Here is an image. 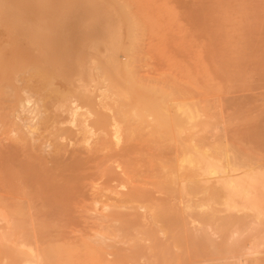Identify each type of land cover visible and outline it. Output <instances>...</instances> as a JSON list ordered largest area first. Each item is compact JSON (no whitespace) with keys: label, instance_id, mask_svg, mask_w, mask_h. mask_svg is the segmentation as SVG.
<instances>
[{"label":"rangeland","instance_id":"rangeland-1","mask_svg":"<svg viewBox=\"0 0 264 264\" xmlns=\"http://www.w3.org/2000/svg\"><path fill=\"white\" fill-rule=\"evenodd\" d=\"M32 1L35 2L30 4L31 0H0V102L3 104L0 103V105H2L0 106V124L2 125L0 126V211H3L2 214L5 216L3 218H6V220L4 219V221H0V264H27L28 258L22 245H30L32 244L31 241H35V239L37 243L35 241L33 247L36 249H44L47 252L51 250L54 252H50L51 255L54 254L57 258L60 257V254L64 253L63 259H65V261L63 260L62 264H235L232 260L237 258L240 254V250L248 246V244H250L249 246L259 244V246L261 245V250L259 249L260 251L256 255H252L247 260L246 264H264V27L261 25L256 26L251 30L252 33L250 32V35L244 34L243 36L239 31L238 26L236 33V49L234 51V57L236 58L235 66L233 68L234 79L220 84L202 82L200 84L192 83L188 85L184 82L177 83L176 86L184 91V95H172L166 101L160 102L159 104L163 105V107L161 105L160 107L164 112L153 115L147 114L148 116L145 114L139 118L140 120L132 114L124 118L127 124L123 121V125L126 129L125 131L122 129V132H129L130 136L125 134L123 137L124 133L121 134L122 137L117 136L113 127L110 126L106 131L108 133H102V129H100L97 130L98 132H96L95 135L91 136L93 138L94 136H97L96 138L92 139L89 137L86 140L84 135L81 136L83 133L79 130L80 126L78 125L77 127L76 123H74V127L75 125L77 127L76 130L74 127L72 129V125L69 127V124H72L73 122L67 114H63L62 120H64L62 123L60 122L61 125H53L54 128L50 126V130L49 128L47 129L48 131L45 130L46 133L43 130L36 131L37 133L39 132L42 134V136L41 134H38L37 136H41L42 141L45 140L44 144L41 143L40 138L37 137L38 139L36 140L34 135L28 134L29 132L27 133V131L21 127L22 119L25 116H20L19 114L17 119V116L14 115L16 106H14L15 102L13 100L14 98H12L14 92L13 81L20 77V73L22 74V78L20 77L21 79L19 78V80H22L25 77V73H23L24 67L26 68L28 66L27 68H29V66L31 67L33 64H37L53 77L56 87L58 86L60 90L73 88V83H69L70 81H68L67 78H63L61 75L57 74L61 68L54 62V59L59 57L60 53L65 51L70 53L69 56L72 57L71 59H75L79 54H82L83 49L80 47V42H78V40L81 39L76 38L74 42L69 41L68 43H60L61 45L63 44L62 46L58 41H60L61 36L66 37L65 41L70 40V36L74 34L73 30L70 31V27L73 26V22H70V20L76 11L89 13L90 11H93L96 6L102 8V6L106 5V2H109V0ZM185 1L189 7H195L194 2L198 4V0ZM250 4H248L249 7L253 8L256 6V4H253V1ZM115 7L117 8V6ZM35 9L38 12L37 14L33 12ZM61 18L69 22H66L65 26L60 30H58V27L51 28L47 24L50 22V19H53V21H59ZM115 18H118V21L115 20L113 22L112 31L116 32L121 27V24L119 23V19L121 18L119 12L115 14ZM37 20H41L42 24L40 26ZM96 20V17H88L84 22V26L89 27L92 31H96V25L94 24ZM122 27L124 28V24ZM120 31L123 33L122 29H120ZM47 36H50L49 38L55 42V45L60 47L58 48V51L55 50L56 47H52L50 44L47 45V42L49 41ZM84 36L85 33L83 34V38ZM220 37L222 38V36ZM220 37L215 35L211 39L219 41ZM169 38L170 51L168 53L175 56L177 61L179 60L173 65L174 69L177 71L178 69L179 71H183L185 69H182L183 66L185 67V64H189L190 59H188V56H191L190 58L194 59V56H192L194 53L190 50L187 51L188 53L184 52L186 49L182 45V42H184L183 34H179V36H169ZM180 39H182V41ZM198 39L200 40V38ZM99 48L100 46L97 44L89 45L84 54L88 59L93 60L94 57L92 56L94 52L99 50ZM143 51L145 52L143 54L149 58L147 50ZM23 53L25 57L26 54L31 55L33 61H30L31 63L25 62L27 58H24L23 56L21 57ZM42 55L49 58V63L44 61ZM119 57H121L120 49L117 51V60ZM152 58H155L154 55ZM187 59L189 61H187ZM152 60L154 61V59ZM152 60L150 61L147 59L145 63H152ZM191 61L194 62V60ZM191 61L190 67L192 69H197V67L198 69L200 68V64L198 65V63H196V65H194L195 62L191 64ZM23 62L27 66H25ZM182 63L184 65L180 67ZM141 64H144V62H141ZM178 64L180 66H178ZM116 67L120 74L119 65L116 64ZM162 67H166L165 63L157 60L156 68L159 69ZM17 73L18 77H16ZM179 79L181 80V76ZM190 85L197 86V89L193 86L194 89L193 87L190 88V90L192 89L191 92L189 90ZM201 85L204 89L201 88ZM216 85L218 87H216ZM210 86H213L214 90L213 87ZM182 87L185 88L183 89ZM206 88L208 90H206ZM215 88H219L216 89L217 91L220 90V88L222 91L224 90L223 92L221 90V92L219 91L220 97L218 96L219 94H217L218 92L216 93ZM11 90L12 94L10 93ZM194 91L199 92L194 93ZM4 93H6V95H11L2 98L4 97ZM65 93H67V90ZM97 93L98 91L95 89L94 94ZM183 96H191L188 98L192 99H186V97L184 98ZM177 99L180 100L178 101ZM194 99L197 103L193 101ZM153 100L155 103L158 102L155 101L156 98L152 95V101ZM176 100L178 102H176ZM187 100H190L189 103ZM130 101L132 102V99ZM168 101L170 102V105H168ZM171 101H173L174 104H171ZM174 101L183 104L184 102L185 104L187 102L186 106L191 109L196 107V119L194 117L188 120L190 117L188 116L189 118L187 119L185 113L177 110V104ZM53 103V105L48 104L49 106H46L47 112L49 111L50 113L49 117L45 116L47 112L44 113V118H53L55 120L58 111H55V105H57V103ZM52 107L54 109H52ZM175 107L176 109L174 110ZM164 108L167 109L165 110ZM4 109L6 110L4 111ZM177 111L179 114H177ZM110 113L107 114L109 122L113 123L114 120L118 121L117 118L112 117L114 116V112L112 111ZM50 114L53 115V117H51ZM59 115L60 111L58 116ZM146 116L153 121L149 120L150 122H148ZM182 116L183 118H181ZM1 117L3 121L1 120ZM68 118L70 119V123L68 122ZM94 119H96V117H91L87 122L94 123L95 126L100 127V124ZM18 120L20 122H18ZM143 121H145V123L147 122L146 124L149 126L147 127L148 129L141 127V125L144 126V123H142ZM181 121L182 123L184 122L182 125ZM130 122L132 123V127L134 126V129L131 128L129 131H126L131 126L129 125L127 127ZM135 122L137 125H135ZM200 123L201 127L199 126ZM203 123L206 125L208 123L209 125H205L203 128ZM77 124L79 123L77 122ZM159 125L161 127H159ZM124 126H122V128H125ZM138 126L141 127V129L137 132L136 130H138ZM12 127L14 128V131ZM15 127H18L19 130L17 131ZM153 127L155 129H152ZM188 128H191V130H188ZM6 129L9 132L6 131ZM55 131H57V134H61V137H63L62 139H66H64L65 142H62L64 140L61 139V141L59 139L60 137H56L54 133ZM151 131L153 132L151 133ZM157 131H161L162 133L165 131L164 134L168 137H165V139L162 140L164 138L163 135L156 136ZM191 131L195 134H191ZM20 132L23 136L19 137ZM135 132L139 137H137ZM145 132L148 133L146 134ZM106 134L107 136H105ZM134 134L136 138L132 137ZM145 134L146 137H144ZM80 136L85 140L83 138L81 139ZM113 136H116V144L112 138ZM159 136L162 137L161 141L159 140ZM24 137H26L27 140H25ZM32 137L36 142L34 139V142L31 140ZM20 138H23L22 143ZM108 138L113 140L109 139L110 141H108ZM182 138L187 144L184 143ZM98 139L100 140V143L103 144L102 148L93 151L94 153L90 152L88 147L97 144ZM140 139H142V141ZM199 140H202V142L200 143ZM84 141L90 146L87 147V144H84ZM105 141L108 144L105 143ZM70 142L72 146L70 145ZM77 142H80V145ZM177 144L180 148L179 146L176 148ZM33 145H37L39 149L42 150L43 148L41 147L44 146V150L51 149L52 152L47 150L48 152L41 153L42 150H39ZM47 145L48 147H46ZM83 145H86V147ZM116 145L118 146V149L116 148ZM135 145L137 149L139 147L142 149L144 148V150L142 151V149H138V151L135 148ZM166 146H169L171 150L168 149L171 153L174 148V152L171 155L169 150V155L166 152ZM83 147L84 149L87 148L86 151ZM105 147L106 149H104ZM65 148L67 151L66 154ZM145 148L155 151L148 150V157V155L144 154V152H146ZM178 148L179 150H177ZM119 149H121V152H119ZM180 149L181 152H179ZM218 149L221 152L223 151V154L220 153ZM61 150L63 151L62 154L60 153ZM80 150L82 152H87L88 155L80 153ZM130 150H132L131 152H135L130 153ZM159 150L161 151V154L159 153ZM224 150L228 152L224 154ZM115 152L117 155L118 153H124L127 155L123 154L124 156H117L118 159H116L117 157L113 155L116 154ZM139 152L142 153L140 154ZM175 152L177 153L175 154ZM213 152L215 153L213 154ZM102 153H104V155ZM137 153H139V155ZM156 153L157 155L159 153L160 159L158 158V161L160 162L155 160L157 159V156H155ZM76 154L80 159L85 155L84 160H80L75 156ZM130 154L135 159H132ZM152 154L156 157L155 159L150 158L154 157ZM173 154L174 157H172ZM57 155L59 157L62 155V159H59L61 160L62 165H64L63 162H66L65 167L70 165V161L73 162L71 163V168L75 165L77 166L76 160L84 162V165L82 163L78 164L84 166H80L79 170L82 171L83 168L84 171H82L83 173H78V175L75 171H71L69 169L70 167L63 170L67 171L66 173L68 174L71 172L72 177H74V174L80 176V179L82 177L83 181L79 185V190L82 192L83 188L85 193L82 192V194H80L79 190H77L73 196L71 191L70 193H68L69 190H66L67 192L65 190L63 191V185H70L67 180L71 179V175L66 174L64 171L65 175L62 176L61 174L63 173V170H55L58 169L56 168V163H60ZM176 155L178 156V159H176ZM222 155H225V157ZM226 155L230 159L228 158V160H226ZM44 156L48 159H45ZM51 156L54 158V163L53 160L51 161L52 163L49 161ZM143 156L145 157L143 158ZM179 156H181L180 159ZM219 156H222L220 160L223 159V161L219 160ZM85 157H87L86 160ZM105 157L108 158L106 159L107 161L111 159L113 167H109L111 161H108L109 164L105 159H102ZM187 158L188 160H186ZM162 159H165L162 162L163 164L161 163ZM95 161L96 163H100V161L101 163H103V161L106 162L111 177H109V179L115 180L111 182V185L114 184L113 187L120 192L122 198L128 201L125 202L123 200V207H121L124 226L122 239L119 242L111 241L104 246L102 244H97L96 240L93 239L94 230L90 228L89 219L85 213L83 214V211L80 212L83 208L82 206L85 203H88L91 197V191L88 184L92 181H97V178H99L97 170L92 169V166L96 164ZM219 163L222 165L220 166ZM115 164H117L116 167L119 165L120 168L117 167V169ZM126 166L129 167V169H123V173L122 168H125ZM182 166L183 170L181 169ZM90 167L92 168L90 169ZM134 167L136 168L134 169ZM75 168L77 169V167ZM194 168L197 169L195 170ZM138 170L142 172L139 173ZM55 171L58 175L55 174ZM61 171L62 173H60ZM168 171H172L171 174L168 173ZM94 172L96 174H94ZM130 172L134 176L130 174ZM175 172H178L179 174L177 175ZM173 173H175V175ZM222 173L227 175V179L229 180L228 183H234L232 186L227 187L223 185V182L216 181L220 175L222 176ZM141 174L142 176H139ZM67 175L69 178L66 179L65 177H67ZM86 175H88L87 179ZM126 175L129 177H126ZM131 175L132 178L130 177ZM147 175L149 177L152 175L153 179L151 177L149 178ZM183 175L184 177H182ZM146 176L148 179H144ZM62 178L66 179V181L62 180ZM166 178H169V182ZM250 178H256V182L252 183V185ZM129 180L131 182H128ZM121 181L123 186L121 183L117 184V182ZM158 182L160 185L163 183L161 188H158L160 187ZM87 185L88 188L86 189ZM130 185L133 187L132 189ZM191 186H194V188H190ZM121 187H123V191L120 190ZM162 187H165V189ZM200 189H206L207 191H202ZM87 190H89L88 193ZM164 190H168V192H165ZM65 193L66 195L68 194L67 196H69V198H66L64 195ZM59 197L61 199H59ZM62 198L64 199L62 200ZM81 199L83 203L87 199L88 202L85 201L83 204L79 201ZM127 203L131 207H129ZM257 218L259 220H257ZM145 235H148V237ZM33 238L34 240H32ZM52 240H54V242ZM55 251L58 252L55 253ZM54 256L52 255L51 257ZM69 256H71V258Z\"/></svg>","mask_w":264,"mask_h":264},{"label":"bare ground","instance_id":"bare-ground-1","mask_svg":"<svg viewBox=\"0 0 264 264\" xmlns=\"http://www.w3.org/2000/svg\"><path fill=\"white\" fill-rule=\"evenodd\" d=\"M252 1H253L254 5L256 4V6L253 8L249 7V5H248V4L252 3ZM34 2L35 1L31 0L30 4H33ZM37 3H39V2H37ZM194 4H195V7H189L185 0H109V2H106L107 6L104 5V6H102V8L99 6H96V8H94L93 11H90L89 13L88 12L83 13L81 11H76L74 16L71 17V20H70V22H73V26L70 27V31L73 30L74 34H72L70 36V40H67V41H65L66 37L61 36V39L58 42H59V44L60 43H68L69 41L74 42L76 40V38L81 39V40H78V42H80V47L83 49L82 50L83 53L79 54L75 59H71L72 57L69 56L70 53H68V51H65L63 53H60L59 57H56L54 59V62L57 65H59L61 68L57 74L61 75V77H63V78H67L68 81H70L69 83H73L74 87L71 89H66L67 93H65L66 90L65 89L60 90L58 88V86L56 87V84H55L53 77L50 74H48L46 71H44L40 66H38L37 64H33L31 67L29 66V68H27L28 66L23 62L25 64V66H27L26 68L22 67L24 69L23 73H25V77L22 80H19L20 77L22 78V76H21L22 74L20 73V77H18V73H17L16 77H18V79L16 78V80L13 81L14 82V85H13L14 86V92H13V96H12V98H14L13 100L15 102L14 106H16V111H15L14 115L17 116V119H18L19 114H20V116H25L22 119V124H21L22 126L21 127L25 131H27V133L29 132L28 134L34 135L36 140L38 138L41 139L42 134L39 132L37 133L36 131H38V130L45 131L48 128L50 130L51 129L50 126H52V128H54L53 125H58V124H60V122L61 123L63 122V120H64V119L62 120L63 114L64 115L67 114L68 117L73 122L71 124L70 119L68 118L69 119L68 122L70 124L68 122L67 123L69 124V127H70V125H72V129H73L74 123H76L77 127L79 125L80 126L79 130L81 133H83L81 136L84 135L85 136L84 138L86 140L89 137L92 139L96 138L97 136L96 137L94 136V138L91 136L95 135L96 132H98L97 130H100V129H102V133L103 132L108 133L106 131L110 126L113 127L114 132L117 136L122 137L121 134L124 133L123 134V137H124L125 134L126 135L130 134L129 132L128 133L122 132V129H124V131L126 129V127L123 125L124 124L123 121L125 122L124 118H126L127 116L132 114L133 116H135L136 118L139 119V118H141V116H143L145 114L146 115L147 114L153 115V114H160V113L164 112L163 109L160 107V105L163 107L162 104H159L160 102L166 101L172 95L178 96V95H181L184 93L183 90H180L176 86L177 83L184 82L185 84L187 83L188 85L192 84V83H199L200 84L202 82L212 83V84H220L222 82H229L230 80L234 79L233 68H234L235 62H236V58L234 57V51L236 49V33L238 30V26H239V31L241 32V34L243 36H244V34L250 35V32L252 33L251 30L256 26L261 25L264 27V15H263V13H264V0H198V4H196V2H194ZM115 6H117V8ZM33 12L35 14L38 13L36 9ZM118 12H119L120 17H121L119 19V21H120L119 23L121 24V27L115 32V31H112V27H113V22L115 20L118 21V18H115V14ZM88 17H96L97 18V20L94 22V24L96 25V29H97L96 31H94V30L92 31L89 27L84 26V22L86 21V19ZM66 19H67V17H66ZM37 21H38V24L40 26L42 24L41 20H37ZM66 22H69V21L64 20L63 18L59 19V21L58 20L53 21V19H50V22L47 24L51 28L58 27V30H60L65 26ZM123 24H124V28L122 27ZM39 26H38V28H39ZM120 29H122L123 33L120 31ZM84 33H85V36L83 38ZM179 34L180 35L183 34L184 42H182L183 43L182 45L186 49V51L184 50V52H187L188 50H190L192 53H194V54H192V56H194V59L193 58L191 59L190 58L191 56H188L189 58L188 57L187 58L190 59V61L194 60L195 63L191 61V64L192 63H194V65H196V63H198V65L200 64L199 69L197 66H196L197 69H192L190 67L191 66L190 61L188 59H187V61H189V64L188 63L185 64V67L183 66V68H182V69L185 68L183 70L184 72L182 70L179 71V69H178V71L176 69H174L173 65H175V62L177 63L179 60L177 61L175 56H172L168 53L170 51V38H169V36L170 37L175 36V35L179 36ZM215 35L219 36V37L222 36V38L220 37L219 41L212 40L211 38ZM146 36H147V39H146ZM47 37L49 39V41L47 42L48 43L47 45L50 44L52 47H56L55 50L58 51V48H60V47L55 45V42L49 38L50 36H47ZM176 38H174V39H176ZM198 38H200V40ZM180 40L182 41V39H180ZM93 44L99 45L100 48L97 52H94V54L92 56L94 58L92 60V59H88L87 56L84 54V52L87 51V48L89 47V45H93ZM174 47H175V45H174ZM15 49H17V48H15ZM118 49H120L121 57H119L117 60L116 56H117ZM143 50H147V52L149 54V58L146 57L145 54H143V53H145ZM14 54H15V52H14ZM153 55L156 58V60H155V58H152ZM22 56L24 58H27V60H25V62L33 61L31 55H29V54H26V57H25V55L23 53V55H21V57ZM43 57H44V61L46 63H49V61H50L49 58L47 56L46 57L43 56ZM147 59L150 61L152 59H154V61L152 60V63H145V61ZM157 60H160L163 63H165L166 67H162V68L157 69L156 68V61ZM184 60H186V59H184ZM141 62H144V64H141ZM3 63H5V62H3ZM21 63H22V61H21ZM137 63L138 64L140 63V64L138 65ZM116 64L119 65L120 74L117 71ZM182 65H184V64L182 63L181 66L178 64V66H180V67H182ZM88 69H89V71H88ZM80 70H81V72H80ZM180 76H181V80L179 79ZM185 84H184V86H185ZM193 86L190 85L189 90ZM194 87H193V89H194ZM210 87H213V86H210ZM216 87H218V86L216 85ZM201 88H202V85H201ZM95 89H96V91H98L97 94H94ZM202 89H204V88H202ZM216 89H219V88H215V90ZM80 90H85V91H80ZM206 90H208V89L206 88ZM206 90H204V91H206ZM213 90H214V87H213ZM220 90H221V88H220ZM220 90H218V91L216 90V93L218 92L217 94H219L218 95L219 97H220V92L222 91V90L221 91ZM186 91H187V89H186ZM199 91H201V90H199ZM199 91H197V92H199ZM197 92L194 91V93H197ZM0 93H1V91H0ZM10 93L12 94V90ZM11 94H9V95H11ZM206 94H208V93H206ZM9 95H6V93H4V95H3L4 97H2V98H5L6 96H9ZM152 95L155 96V98H156L155 101H158L157 103H155L154 100L152 101ZM208 96H206V97H208ZM93 97H94V99H93ZM183 97L185 98L186 96H183ZM188 97H191V96H188ZM188 97H186V99ZM196 98H197V96H196ZM10 99H11V97H10ZM131 99H132V102L130 101ZM180 99H177V100L179 101ZM186 99H184V100H186ZM188 99H190V98H188ZM173 100H175V99H173ZM177 100H176V102H178ZM190 100H187L188 103ZM193 101L196 102L195 99ZM53 102L57 103V105H55V111L56 112L58 111V114L60 111V115L58 116V114H57L55 117V120L53 118H46L47 116L49 117V113H50L49 111L47 112L46 106L48 107L49 106L48 104L53 105L54 104ZM0 103L2 104V102H0ZM171 104H174L173 101H171ZM176 104H177V110L185 113L187 115V119L190 117L188 120L195 117L196 110H197V109H195L196 107L194 109L188 108L186 106L187 102H186V104H185V102H184V104L181 102L176 103ZM2 105H0V106H2ZM168 105H170V102L168 103ZM50 107H51V105H50ZM173 107H174V105H173ZM192 107H194V106H192ZM52 109H54V108L52 107ZM175 109H176V107L174 108V110ZM5 110L6 109H4V111ZM112 111L114 112V116H112V117H115L118 120V121L114 120L113 123L109 122V120L107 119V114L112 112ZM0 112H1V110H0ZM46 112H47V114L45 115L44 113H46ZM172 113L175 114L174 112H172ZM177 114H179L178 111H177ZM203 114H204V112H203ZM44 115L46 116L45 118H44ZM167 115H168V112H167ZM50 116L53 117V115H51V114H50ZM147 116H146V118L148 119ZM91 117L92 118L96 117V119H94V120H96V122H98L100 124V127L95 126L94 123H91V122L88 123L87 122L88 119H90ZM149 118H151V117H149ZM174 118H175V116H174ZM181 118H183V116ZM132 119H133V117H132ZM168 119H169V117H168ZM195 119H196V117H195ZM1 120H2V117H1ZM20 120H21V118H20ZM149 120L150 119H148V122L153 121V120H150V121ZM66 121H67V119H66ZM18 122H20V121L18 120ZM77 122L79 124H77ZM130 123H128L127 127L129 125H131V126L126 131H129L131 128L134 127V126L132 127V123L131 124ZM142 123H144V126L141 125L142 128L144 127V129H146L147 127H149L146 124L147 122L145 123V121H143ZM183 123L181 121V125ZM10 124H11V122H10ZM93 124H94V126H93ZM76 125L74 127L75 130L77 128ZM135 125H137L136 122H135ZM205 125L206 124L203 123V128ZM207 125H209V124L207 123ZM0 126H2V125L0 124ZM122 126H124L125 128H122ZM199 126L201 127V123ZM141 127H139L138 130H136V131L137 132L140 131L139 129H141ZM157 127H158V125H157ZM159 127H161V126L159 125ZM1 129H2V127H1ZM7 129H6V131H8ZM12 129L14 131L13 127H12ZM16 129H17V131L19 130L18 127ZM152 129H155V128L153 127ZM160 130H162V129H160ZM188 130H191V128H188ZM3 131H4V129H3ZM51 131H53V130H51ZM199 131H201V130H199ZM152 132L153 131H151V133ZM157 132H156V136L157 135H160V136L163 135L164 138L162 140H164L165 137H168L164 134L165 131L163 133L161 131H157ZM45 133H46V131H45ZM54 133H55L57 138L60 137L59 138L60 140L63 138V137H61V134H57V131H55ZM21 134L22 133L20 132L19 137L23 136ZM38 134L39 135L41 134V136L38 137L37 136ZM77 134H79V133H77ZM135 134L137 135L136 132H135ZM135 134L132 137L136 138ZM138 134H141V133H138ZM146 134L144 135V137H146ZM191 134H193L192 131H191ZM199 134H200V132H199ZM62 135H64V134H62ZM105 136H107V134ZM33 137L31 138V140L34 142L35 139ZM126 137H128V136H126ZM137 137H139V136L137 135ZM144 137H142V138H144ZM24 138H25V140H27L26 137H24ZM82 138L83 137H81V139ZM112 138L114 139V142H115L116 136H113ZM161 138L162 137L159 138L160 141H161ZM22 139H21V143L23 142ZM64 139H62V140H64ZM78 139H79V137H78ZM109 139L110 138H108V141L113 140V139H110V140ZM167 139H166V141H167ZM36 140H35V142H36ZM43 140H44V138H43ZM65 140L62 142H65ZM102 140H104V139H102ZM140 140L142 141V139H140ZM151 140H152V138H151ZM182 140H183V138H182ZM40 141H41V143L45 144V142H44L45 140L42 141V139H41ZM53 141H55V140H53ZM141 141H140V143H141ZM166 141H165V143H166ZM199 141H200V143L202 142V140H199ZM170 142H169V144H170ZM51 143H52V141H51ZM77 143H79V145H80V142H77ZM105 143H107V142L105 141ZM133 143H136V142H133ZM174 143H172V144H174ZM184 143H186V142L184 141ZM84 144H87V142H85ZM115 144H116V142H115ZM156 144H154V145H156ZM178 144L176 145V148H177V146H179ZM68 145H69V143H68ZM70 145L72 146L71 142H70ZM75 145H76V143H75ZM159 145H161V144H159ZM195 145H197V144H195ZM203 145H204V143H203ZM215 145H217V144H215ZM33 146L34 147L36 146V148L39 149V147L37 145H33ZM88 146H90V145L87 144V147ZM102 146H103V144H101L100 140L98 139L97 144L88 147V150L90 152H93L99 148H102ZM163 146H165V145H163ZM169 146L168 147L166 146L167 147V151H166L167 153H168V150L170 149ZM46 147H48V145ZM84 147H86V145ZM84 147H83V149H84ZM160 147H162V146H160ZM41 148H43V150L39 149V150H42V152L40 151L41 153H43V152L46 153V152H48L47 150L51 151V149L44 150V146ZM116 148L118 149V146ZM135 148L137 149L136 145H135ZM179 148H180V146H179ZM179 148L177 150H179ZM217 148H219V147H217ZM62 149H64V148H62ZM86 149H84V150L86 151ZM104 149H106V147ZM132 149H133V146H132ZM138 149H142V148L138 147ZM120 150L121 149H119V152H121ZM137 150H136V152H137ZM143 150H144V148L142 149V151ZM145 150H146V152L148 150L153 151L152 149H146V148H145ZM170 150H169V152L171 155L174 152V148L172 150L173 151L172 153ZM131 151L132 150H130V153L135 152V151H133V152H131ZM62 152L63 151L61 150L60 153L62 154ZM66 152L67 151L65 148V154H66ZM123 152L126 153L125 151H123ZM146 152H144V154L148 155L149 152H147V153ZM153 152H150V153H153ZM177 152H175V154ZM179 152H181V149ZM200 152H202V151H200ZM208 152H210V151H208ZM219 152L222 153L223 151L221 152L219 150ZM226 152H228V151L224 150V154H226ZM80 153L87 154V152H84V151L82 152L81 150H80ZM104 153H102V154L104 155ZM139 153L141 154L142 152H139ZM139 153H137V154L139 155ZM159 153L161 154V151ZM159 153H158V155H157V153L155 154V156H157V159H155L156 157L154 156V154H152V156H154V157L153 158L150 157V158L158 161V158L160 159ZM214 153L215 152H213V154ZM216 153H217V151H216ZM49 154H51V153H49ZM95 154H96V152H95ZM123 154L118 153V155H117V153H116L113 155L116 157L117 156L121 157L120 155H123ZM100 155H101V152H100ZM103 155H102V157H103ZM124 155H127V154H124ZM134 155H136V154H134ZM168 155H169V153H168ZM215 155H217V154H215ZM75 156L78 157L77 154ZM84 156H83V158L81 157V159L79 157L78 158L80 160H82V159L84 160ZM130 156L132 159H135L134 157H132L131 154H130ZM145 156H143V158ZM181 156H179V159ZM222 156H219L220 158L218 157L219 160L221 159ZM51 157H50L49 161L51 162L53 160V163H54V158H53L54 156L52 157V159H51ZM61 157H62V155H61ZM61 157H59L57 155L58 159L59 158L62 159ZM92 157H94V156H92ZM92 157H90V158H92ZM118 157L116 159H118ZM148 157H149V155H148ZM172 157H174V154ZM223 157H225V155ZM226 157H227V155H226ZM86 158L87 157H85V160H86ZM138 158H142V157H138ZM161 158H162V156H161ZM191 158H192V155H191ZM228 158L229 157H227L226 160H228ZM34 159H35V157H34ZM34 159H33V161H34ZM45 159H48V158L45 157ZM75 159H73V160H75ZM102 159L106 160L108 158L105 157ZM176 159H178V156L176 157ZM92 160H94V159H92ZM164 160L162 159L161 163ZM186 160H188V158ZM96 161H98V160H96ZM96 161H95V163H96ZM108 161H111V159H109ZM152 161L155 162L154 160H152ZM197 161H199V160H197ZM212 161H214V160H212ZM220 161H223V159ZM76 162H77V166L75 165L71 168V163H73V162L70 161V163H69L70 165L68 164L69 165L68 167H70L69 169L71 171H75L76 174L78 175V173L84 171L83 168H82V171L79 170L80 166L84 165L83 164L84 162H79L77 160H76ZM76 162H74V163H76ZM158 162H160V161H158ZM177 162H181V161H177ZM193 162H194V160H193ZM63 163H64V165L61 164V160H60V163L59 162L56 163L57 164L56 168H58V169H55V170L67 169L68 167H65L66 162H63ZM80 163H82L83 165L82 164L78 165ZM112 164L113 163L111 161V165H109V167H111ZM178 164H180V163H178ZM85 165H86V163H85ZM116 165L117 164H115V167H116ZM192 165H194V164H192ZM221 165L222 164H220V166ZM89 166H92V165H89ZM152 166H154V165H152ZM75 167H77V169ZM92 167H90V169L92 168L94 170H97L99 178H97V176H96L97 181H92L90 184H88L89 189L91 191V197L89 199V202L87 199L85 201H87L88 203H85V201H84V203H85L84 204L82 202V199L79 200L84 204L82 206L83 208L80 212L83 211V214L85 213L87 218L89 219L90 228L92 230H94V238L93 239L96 240L97 244H102L104 246V245L110 243L111 241L112 242H119L122 239V233H123L124 226H123V216H122V212H121V207H123L122 202L124 199L122 198L120 192L115 187H113L114 184L111 185V182L115 181V180L109 179L110 174H109V170H108V166L106 165V162L103 161V163H101V161H100V163H96ZM117 167L120 168L119 165ZM74 168H75V170H74ZM86 168H87V166H86ZM86 168H84V169L87 170L88 168L87 169ZM127 168L129 169V167H127V166L125 168H122V172H123V169H127ZM135 168L136 167H134V169ZM181 169L183 170V166L181 167ZM111 170H113V169H111ZM64 171L65 170H63V173H62V171L60 172V173H62L61 174L62 176H64L65 173L67 172V171H65V173H64ZM138 171H139V173L142 172V171L140 172V170H138ZM47 172H49V171H47ZM95 172H94V174H96ZM135 172H136V170H135ZM148 172H149V170H148ZM171 172L168 171V173H170V174H171ZM118 173H119V171H118ZM175 173L177 175L179 174L178 172H175ZM175 173H173V174L175 175ZM55 174L58 175L57 172ZM66 174H68V173H66ZM69 174L71 175V172ZM128 174H129V172H128ZM130 174H132V173L130 172ZM136 174H138V173H136ZM160 174H161V172H160ZM68 175H67V177H65L66 179L69 178ZM77 175L74 174V177H72V175H71L70 176L71 179L67 180L70 183V185H68V184L63 185L64 186L63 191L69 190L68 193H70V191H71L73 196H74L75 192L77 190H79V188H80L79 185L83 181L82 177H81V179H82L81 180L80 176H77ZM132 175L130 176L131 178H132ZM60 176H58V177H60ZM87 176L88 175H86V179H87ZM139 176H142V174ZM147 176H146V178L144 177V179H148ZM49 177H52V176H49ZM126 177H129V176L126 175ZM150 177L153 179L152 175ZM160 177H161V175H160ZM169 177H171V176H169ZM182 177H184V175ZM88 178H90V177H88ZM137 178H138V176H137ZM66 179L62 178V180H65V181H66ZM140 179H141V177H140ZM163 179H164V177H163ZM167 179L169 182V178H166V180ZM133 180L135 181L134 178H133ZM137 180H139V179H137ZM157 180H160V179H157ZM161 181H162V179H161ZM216 181L217 182L218 181L223 182V185H225L227 187H230L234 184L231 182L228 183L229 180L227 179V175L226 174L224 175L223 173H222V176L220 175V177H218L216 179ZM128 182H131V181L129 180ZM250 182L252 185V183L256 182V178H250ZM119 183L122 184V181L117 182V184H119ZM135 183H136V181H135ZM158 184H159V182H158ZM192 184H194V183H192ZM88 185L86 186V189L88 188ZM161 185L159 184L160 187H158V188H161ZM167 185H169V184H167ZM188 185H189V183H188ZM56 186L58 187L57 184H56ZM61 186H62V184H61ZM122 186H123V184H122ZM132 186H133V184H132ZM118 187L120 188L119 185H118ZM130 187H131V185H130ZM165 187H162V188L165 189ZM132 188L133 187H131V189ZM190 188H194V186L193 187L191 186ZM122 189H123V187H121L120 190H122ZM167 189L169 190L168 187H167ZM172 189H173V187H172ZM168 190H166V191L168 192ZM200 190L205 191L206 189H200ZM80 191L81 190H79V192ZM84 191L82 188V192H84ZM88 191L89 190H87V193H88ZM61 192H62V189H61ZM82 192H80V194H82ZM64 195L66 196V198H69V196H67L68 194L66 195V193H65ZM69 195H71V194H69ZM64 198H62V200ZM88 198H89V196H88ZM59 199H61V198L59 197ZM124 201L126 202L127 200H124ZM70 206H71V204H70ZM67 207H69V206H67ZM129 207H131V206L129 205ZM69 209H71V208H69ZM2 212L3 211H0V221H4V219L6 220V218H3L5 216H4V214H2ZM76 213H77V211H76ZM83 217H85V216H83ZM146 218H148V217H146ZM257 220H259V219L257 218ZM150 223H151V221H150ZM88 227H89V225H88ZM153 229H154V227H153ZM142 235H143V233H142ZM145 236L148 237V235H145ZM32 240H34V238ZM35 241H36V239H35ZM35 241H31L32 244H30V245H22V247H24L25 254L27 255V258H28L27 264H62L63 260L65 261V259H63L64 253L60 254V257L57 258V256L55 257L54 254H52L54 257H51L52 255L50 252H53L51 250H49V252H47L44 249L34 248L33 243H35ZM52 241L54 242V240H52ZM36 243H37V241H36ZM249 245L250 244H248V246L242 248L240 250V254L238 255V257L236 256L237 258L232 260V261H234L235 264H246L247 260L252 255L253 256L256 255L261 250L260 249L261 245L259 246V244L255 245V246L254 245L249 246ZM38 248H40V247H38ZM94 251H96V250H94ZM56 252H58V251H55V253ZM58 255H59V253H58ZM67 255H68V253H67ZM69 257L71 258V256H69ZM231 259H230V261H231ZM73 263H74V261H73ZM64 264H66V263H64Z\"/></svg>","mask_w":264,"mask_h":264},{"label":"crops","instance_id":"crops-1","mask_svg":"<svg viewBox=\"0 0 264 264\" xmlns=\"http://www.w3.org/2000/svg\"><path fill=\"white\" fill-rule=\"evenodd\" d=\"M0 257H1V254H0Z\"/></svg>","mask_w":264,"mask_h":264}]
</instances>
